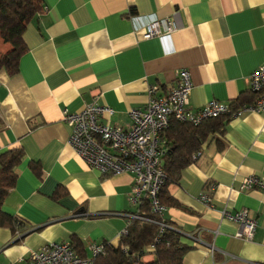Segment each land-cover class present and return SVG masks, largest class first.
<instances>
[{
  "label": "crops",
  "instance_id": "0c3cea01",
  "mask_svg": "<svg viewBox=\"0 0 264 264\" xmlns=\"http://www.w3.org/2000/svg\"><path fill=\"white\" fill-rule=\"evenodd\" d=\"M44 8L24 34L18 73L0 71V153L24 154L3 202L23 225L0 229V264H26L55 242L72 243L83 258L95 242L118 248L138 212L129 201L133 175L104 176L79 158L64 110L98 102L113 109L110 125L129 128L150 86L168 92L183 69L193 82L191 111L213 101L230 107L250 94V77L264 64V0H44ZM166 18L175 33L144 39L147 24ZM222 143L220 150L210 139L168 185L162 220L191 248L183 264H264V188L242 191L251 176L264 183V111L234 116ZM224 210L248 211L257 222L252 240L237 236L240 226ZM141 260L156 255L149 247Z\"/></svg>",
  "mask_w": 264,
  "mask_h": 264
},
{
  "label": "built area",
  "instance_id": "2783aa9c",
  "mask_svg": "<svg viewBox=\"0 0 264 264\" xmlns=\"http://www.w3.org/2000/svg\"><path fill=\"white\" fill-rule=\"evenodd\" d=\"M177 31L172 19L154 20L146 25L144 39L161 38ZM179 84L163 92L159 86H150L149 101L144 108L130 111L129 128L110 125L106 118L114 111L109 106L98 102L87 105L77 112L64 110L63 122L71 128L68 143L79 158L90 168L99 170L104 176L119 174L133 175L132 190L129 197L131 205L140 207L148 201L152 213L163 218L166 206L159 200V192L164 185L166 174L163 157L166 154L165 142L161 133L169 128L172 120L191 123L195 126L204 120L220 115L231 114L230 107L217 101L207 104L198 112L189 109V99L193 90V82L189 70L177 72ZM250 90L259 98L253 105L244 106L233 115L245 111H264V64L250 77ZM201 152L194 155L197 160ZM264 188L263 181L258 177H249L243 181L242 191ZM201 200L211 203V198L203 195ZM224 219L240 226L238 237L252 240L257 222L251 218L247 210L236 213L224 210ZM131 219H144L131 214ZM162 230L166 227L160 223ZM125 230L122 234L126 235ZM110 246L104 243L89 245L90 256L83 258L77 254L70 242L51 243L38 251H32L25 260L26 264H94L98 258L107 255ZM150 250H155L154 246ZM24 261V260H23ZM134 264H149L141 259Z\"/></svg>",
  "mask_w": 264,
  "mask_h": 264
},
{
  "label": "trees",
  "instance_id": "16d2710c",
  "mask_svg": "<svg viewBox=\"0 0 264 264\" xmlns=\"http://www.w3.org/2000/svg\"><path fill=\"white\" fill-rule=\"evenodd\" d=\"M44 10V0H0V38L11 47L0 57V71L5 70L12 76L18 73L19 61L27 52L24 34ZM248 96L239 97L230 104L231 114L204 120L197 126L172 120L169 128L161 133L166 147L162 160L166 179L159 192L161 204L166 205L162 198L168 185L177 182L182 172L196 162L194 155L201 152L210 139L219 140L220 150L225 148L222 142L233 113L259 98L251 90ZM23 156L21 149L0 153V229L10 228L13 232L21 227L22 221L5 212L3 202L16 185L17 167ZM171 204L177 205L175 201ZM133 214L144 219L129 220L128 232L121 237L119 247H109L107 255L98 258L94 264H134L151 246L155 247L156 255V261L151 264H183V257L191 248L182 243V233L154 215L148 201ZM160 223L166 226L163 230Z\"/></svg>",
  "mask_w": 264,
  "mask_h": 264
},
{
  "label": "rangeland",
  "instance_id": "374dc122",
  "mask_svg": "<svg viewBox=\"0 0 264 264\" xmlns=\"http://www.w3.org/2000/svg\"><path fill=\"white\" fill-rule=\"evenodd\" d=\"M11 47L8 44H5L2 39L0 38V57L7 53ZM45 247V246H44Z\"/></svg>",
  "mask_w": 264,
  "mask_h": 264
}]
</instances>
